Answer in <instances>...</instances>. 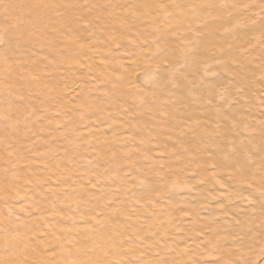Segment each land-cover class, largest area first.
<instances>
[{
  "label": "bare ground",
  "instance_id": "obj_1",
  "mask_svg": "<svg viewBox=\"0 0 264 264\" xmlns=\"http://www.w3.org/2000/svg\"><path fill=\"white\" fill-rule=\"evenodd\" d=\"M2 1L5 0H0V21L20 20L37 12L41 17H48L45 8H49L53 16L58 14L62 21L69 22L70 29L59 26L52 34L56 40L62 39V46L48 54L63 68L58 76L65 75L69 81L65 85L63 79L55 77L50 83L58 89L56 92L49 89L45 93L44 77L39 75L40 81L35 80L37 70L33 69L34 64L22 68L0 58V75L6 73V81L0 82V94L6 96V104L2 105L6 112L0 119V136L8 131L1 124L8 120H24L14 134L10 132L6 140H0V264H137L139 261L141 264L148 252L143 246L151 241L170 256L146 264H264V0L233 1L244 5L242 8L220 7L225 0L206 1L207 7L202 5L206 17L205 13L201 14L195 23L198 28L195 26L197 32L193 33L201 34V44H207L209 52H204L207 63L214 58L217 59L215 63L220 59L213 52V48L219 46L212 41L207 43L214 34L227 43L237 40L242 46L244 43L252 45L251 49L241 48L229 57V43L226 44V60L222 59L221 50V59L225 63L222 69L230 70L227 84L229 80H237L240 87L231 91L229 100L224 95L228 104L222 112L217 109L219 114L222 113L220 117L228 111V117L225 115L227 121L221 128L223 131H216L217 136L213 135L212 140L217 145L211 148H204L202 144L212 134L207 131L206 114L195 112L203 99L219 96L215 90L209 89L210 81L205 84H209L204 87L205 91L201 83L198 84L205 74H200L202 78L199 75L196 85L191 83L195 76L193 68L198 62L193 59L197 58L196 54L192 55L196 46H185L190 51L194 48L191 55L188 51L183 52L186 50L183 48L186 43H182L184 39L181 52L176 50L168 53L169 56L159 55L160 49L158 51L156 45L153 49L157 54L153 49V54L150 51L119 52L132 45L130 38L137 36L135 33L138 32L133 35V30L157 25V20L150 18L151 14L162 22L163 10L170 15L163 8L177 0H159L160 3L157 0H46L44 4L35 0H15L16 6L7 10L3 9ZM100 1L110 2L108 17L111 26L122 33V37L110 41L111 52H94L97 44L94 47L80 44V33L88 24L82 26L78 21L81 12L75 10ZM193 3L189 0L187 6ZM224 4L230 6L228 2ZM245 6L246 9L242 10ZM184 11L177 12L184 14ZM190 11L194 12L193 8ZM180 13L179 18L182 17ZM185 15L188 16L187 11ZM99 18L98 13H90L84 19L95 23ZM163 27L158 28L163 31L168 28ZM175 27L178 31V26ZM214 30L223 34L214 33ZM5 31L18 37L24 34L19 27L5 28ZM192 31L194 29L187 30L189 35L193 34ZM154 32L156 34L157 29ZM196 37L195 40L199 39ZM184 38L185 42L187 35ZM201 46L203 49L204 45ZM23 53H11V56L18 58ZM112 58L116 61L115 73H105L102 66L109 64ZM149 59L160 69L170 66L173 76H177L179 68L184 65L190 68L183 78H187L186 82L183 81L185 87L183 79L179 77L184 88L170 74L160 77L162 83L157 78V87L152 85L155 89L144 87L143 84L153 76V69L148 68L142 73V80L147 79L143 84L138 83V72ZM158 67L155 66V72ZM209 67L208 64L202 65L200 71L205 69L204 73H209ZM224 70L222 74L225 75ZM92 75L100 84L94 91L95 87L91 89L93 92H87L85 86L94 80ZM175 82L183 90L174 92L176 87L179 88ZM161 86L166 90L161 91ZM107 87L110 89L106 94ZM196 87L197 90L202 88L200 93L194 91ZM42 89L45 98L39 96ZM178 95L181 101H176ZM168 96H171L170 103L167 102ZM23 100L27 101L29 109L22 111V117L17 119L15 115ZM36 108L44 113V117L26 119ZM206 108L207 112L212 109L210 106ZM217 111H214L215 116ZM53 116L59 121L52 123ZM139 138L140 145L135 143ZM23 146L56 152L51 154V160L56 162H34L26 157L20 160L13 150ZM7 163H11V170H1ZM170 205L175 208L168 207ZM172 209L176 215L173 219L169 215L171 220L165 218L166 222L164 214H169L166 212ZM222 226L232 227L229 235L223 233ZM16 227L21 228L17 230ZM117 233L122 236L114 244L112 237Z\"/></svg>",
  "mask_w": 264,
  "mask_h": 264
},
{
  "label": "rangeland",
  "instance_id": "obj_2",
  "mask_svg": "<svg viewBox=\"0 0 264 264\" xmlns=\"http://www.w3.org/2000/svg\"><path fill=\"white\" fill-rule=\"evenodd\" d=\"M162 1H164V0H162ZM189 0H177L173 5H170L169 7H167V6H165L163 9H166V10H168L167 12L170 14L169 16L172 18V19H170V17L168 16V14L166 13V11H162V13H163V17H161L162 18V22H160L161 21V19L159 18V22H158V19H157V17H156V15H154V14H151V16H150V18H152V19H154V20H157V22H156V24L158 25V27L159 28H161V29H164V27L163 26H165V28L166 27H168V28H166L164 31L163 30H160L158 27H156L157 25H155V26H152V27H150V28H144V27H140V28H138L137 30H133L132 31V33H133V35H135V34H137V36L135 35V36H133L132 38H130V39H132L133 40V43H132V45L128 48V47H125L124 49H123V51L121 50V51H119V52H151V54H153V52L155 53V54H157V50L159 51V49H160V54L159 55H161V54H163L164 56H169L168 55V53H170V52H177L176 50H178V52H181L180 50L182 49V47H181V45H184L185 43V45H184V47L183 48H185V46H188L189 45V47L190 48H192V47H194V45L196 46V47H194L195 48V50H194V48L192 49V51H190L189 50V48L188 49H186V50H184L183 49V52H187L188 51V54H190L191 55V53L193 52V50L195 51L194 53H192V55L194 56V54H196V57L197 58H194L193 57V59H196L198 62L196 63L197 64V67L196 68H193V72H194V74H193V76H194V78H193V80H191V83L192 84H195L196 85V83H198V78H199V75L200 74H205L206 76H210L209 77V79H208V77H207V80H208V82H207V80L205 79V77L203 78V79H201V81L198 83V84H200L201 83V85L203 86V90H204V87H206L205 86V84H207V83H209V81H210V85L211 86H209V84H208V86H209V89L210 90H215L217 93L216 94H218L217 95V97L218 98H216V97H211V96H205V98L207 99H203L204 101V103L202 102L201 104H199V112L198 111H196L195 113H201L203 116L206 114V116H204L205 117V121H208L209 123H208V126L209 127H207V131L208 132H212V134H210L203 142H202V144H203V147L204 148H211V147H215L216 145H217V142L214 140V142H213V135H215V136H217L215 133H216V131L217 132H221V131H223V129H221L222 128V126L224 125V123L227 121L226 119H227V117H228V111L227 112H224L225 113V115H227V117L225 118V115L223 114V117H220V115H222V113H220L219 114V112L221 111H223V109H224V106H226L227 104H228V101H227V97H228V100H229V94L231 93V91H233V90H237L239 87H240V85H239V81H237V80H235V82H232V80L230 81L229 80V84H230V82H232V87L229 85V84H227L228 83V77H230V70H228L227 69V71H229V72H226V70H224V69H222L223 68V65L225 64V63H223V61L224 60H222V59H225L226 60V58L225 57H227V53H230V55L228 54V56L230 57L231 56V53L232 54H234V53H236L239 49H251V47H252V45L251 44H247V43H244V46H242V45H240L239 44V41H237V40H232V41H229L228 43H229V47L227 46L228 45V43H227V41H224L222 38H216L214 35V37L213 36H211L210 38H208L207 39V43H209L210 41H212V42H215V44L217 45H215L216 47H218L219 46V48L217 49V48H213V52L215 53V55H216V57L217 58H220V59H218L219 60V62H217L216 61V63L217 64H220L219 66V68H218V65H216V63L214 62L215 60H217V59H215L214 58V61H212L211 63H207V61H205V58H206V55L204 54V52H209L208 51V48H207V44H206V42H204L203 44H201V42H202V39H203V37H202V35L201 34H197V33H193V32H195V30H196V32H197V29H196V27H197V25H195V23H196V21H197V19H199V17L201 16V14H203V13H205V7H204V9L202 8V5H204V6H206L207 7V2L206 1H211V0H205V3H204V1H198V2H196L197 0H190L191 1V4L193 3V5L192 6H187V2H188ZM234 0H228V1H223L222 2V4H220V7H227V8H232V7H239V8H242L241 6H244V5H237V4H235L234 2H233ZM237 1H241V0H237ZM3 2V3H2ZM1 2V4H2V7H3V9L4 10H7V9H12L13 7H15L16 6V4H17V2L15 1V0H5V1H2ZM35 2L36 3H38V4H44L45 2H46V0H35ZM108 1H100V2H98V3H95V4H92V5H90V6H88V7H82V8H78V9H76L75 11H78L77 13H79V12H81V15H80V17H79V19H78V21H81L82 22V26L86 23V24H88V26H86V25H84L83 26V28H84V30L82 31V33H80V35H81V37H82V41H81V46H83V45H86V46H95L96 44L98 45H96V47L93 49V51L94 52H111V50H110V47L108 46L109 45V43H110V41H114V40H117V39H119L120 37H122V33H119V32H116V30H114V28L111 26V21H110V19H109V17H108V9H111V6H109V3L110 2H108V4H106ZM157 3H160L161 1H159V0H157L156 1ZM180 3L181 5H182V3H183V5H182V7H178V5H180V4H178V3ZM198 3V4H196V3ZM226 2H228L229 4H230V6L228 7L227 5H225L224 3H226ZM190 4V5H191ZM206 4V5H205ZM224 4V5H223ZM232 4V5H231ZM5 5V6H4ZM176 5V6H175ZM198 5V6H197ZM174 7V8H173ZM187 7L189 8V10L187 9ZM198 7H200V9H198ZM181 8V9H180ZM184 8V9H183ZM193 8V11L194 12H192V11H190V9H192ZM202 8V9H201ZM244 9H242V10H245L246 9V6L245 7H243ZM173 9H174V12H172L173 11ZM45 10L47 11V13L49 12V16L48 17H41V13L40 12H37V13H30V14H28V15H26V16H24L22 19H20L19 20V18L17 19V20H13V21H10V22H7V21H5V22H3V21H0V35L2 34V33H4L3 35H1L0 36V40H2V41H0V58L1 59H3V60H7V61H12V63H14V65L16 64V65H18V67L20 66V67H22V68H27V66H30V65H32V64H34L33 65V69L34 70H37V75L35 76V80H39L40 81V79H39V75H42L43 77H44V79H42V82H43V85H44V87H45V89H46V91L45 90H43L42 89V91L40 92V94H39V96L40 97H42V98H45V96H43L42 94H43V92L45 91V93L47 94V91L49 90V89H51L53 92H56L55 90H58L56 87L55 88H53V85L50 83L52 80H54V78L55 77H59L58 75H59V73H61V72H63V68H62V66H58L55 62H54V59L52 58V56L50 55V54H48V52H56L57 50H59L60 48H61V46H62V39H55L53 36H52V34H53V32H55V29L56 28H59V26H60V28L61 29H65V30H69L70 29V23L69 22H67V21H62L59 17H58V14H55L54 16H53V14H52V12H51V10L52 9H49V8H45ZM172 10V11H171ZM178 10H181V11H183V10H186L187 11V15L189 16H183L184 14H186V11H184V14L182 15L180 12H177ZM201 10V11H200ZM41 11L42 12H44V8H41ZM197 12H199V13H197ZM90 13H98L99 14V16H100V18L99 19H97V21L95 22V23H91V22H88L87 21V19H84V18H86V15L88 16ZM166 13V14H165ZM173 13V14H172ZM179 13L181 14V16L182 17H178V15H179ZM191 13V14H190ZM175 14V16H173ZM190 14V15H189ZM169 17H167V16ZM191 15H192V17L193 18H195V19H193L192 17H191ZM206 13H205V17H206ZM211 16L213 15L212 13L210 14ZM135 16V15H134ZM133 16V17H134ZM165 17H167L166 19H165ZM176 19H175V18ZM178 17V18H177ZM58 20H57V19ZM131 19L130 20H134V18H132V17H130ZM191 18V19H190ZM163 19H165L166 21H165V23H164V20ZM189 19V20H188ZM192 19H193V21H192ZM169 20V21H168ZM176 21H177V23H176ZM191 21H192V23H191ZM20 22H22V23H20ZM169 22L171 23V25L169 24ZM189 22V23H188ZM16 23H18L16 26H15V24ZM162 23V24H161ZM163 23H164V25H163ZM19 24H21V25H19ZM178 24H180V27H179V25ZM19 25V26H18ZM29 25V26H28ZM63 25V26H62ZM103 25V26H102ZM162 25V26H161ZM85 26H86V28H85ZM175 26H178L177 27V29H178V31L176 30V29H174V28H176ZM196 26V27H195ZM17 27H19V29L20 30H22L23 32H24V34H23V36L22 37H18V35H15V36H13L12 34H11V31H5V28H11V29H13V28H17ZM183 27V28H182ZM219 27V26H218ZM155 28V29H154ZM198 28V27H197ZM149 29H153L154 31H156V29H157V32H158V34H157V32H156V34H155V32L154 31H152L151 32V30H149ZM159 29V30H158ZM168 29H174L173 31H170V30H168ZM192 29H194V31H192V33L193 34H191V35H189L188 34V32L189 31H191ZM148 30V31H147ZM187 30H188V32H187ZM136 31H138V32H136ZM144 31H146L145 32V34H144ZM215 31V30H214ZM219 30H216L214 33H219L220 32V34H221V32L222 31H219ZM136 32V33H135ZM149 34H148V33ZM135 33V34H134ZM139 33V34H138ZM147 33V34H146ZM153 33V34H152ZM161 33H163L162 35H161ZM165 33V34H164ZM172 33H173V35H172ZM180 33V34H179ZM92 35V36H90V35ZM150 34H151V36H150ZM187 35V40L184 42V40L186 39V38H184L186 35ZM197 34V35H196ZM222 34H223V32H222ZM113 35V36H112ZM159 35H161V36H159ZM174 35H175V37H176V35H178L176 38H177V40H175L176 38L174 37ZM180 35V36H179ZM182 35V36H181ZM199 35V36H198ZM98 36V37H97ZM114 36H115V38H114ZM174 38V39H172V37ZM193 36H197L196 38H199V39H194L195 37H193ZM90 37V38H89ZM110 37L112 38V39H110ZM128 37H131V36H128ZM179 37V38H178ZM107 38V39H106ZM114 38V39H113ZM139 40H138V39ZM148 38V39H147ZM18 39V40H17ZM108 39H110V40H108ZM149 39H151V40H149ZM178 39L180 40L179 42H177L178 41ZM184 39V40H183ZM89 40V41H88ZM142 40V41H141ZM154 40V41H153ZM182 40H183V42H182ZM191 40H193L192 42H190ZM199 40V41H198ZM50 41L52 42L51 44H50ZM152 41V42H151ZM195 41H197V42H195ZM237 41V42H236ZM89 42H90V44H89ZM153 42H154V44H153ZM160 42H163L164 44H161ZM165 42H167V45H166V43ZM184 43V44H182V43ZM199 42V43H198ZM222 44H221V43ZM224 42V43H223ZM49 43V44H48ZM89 45H88V44ZM135 43V44H134ZM160 44V45H158V44ZM187 43H189V44H187ZM196 43V44H195ZM198 43V44H197ZM95 44V45H94ZM227 44V45H226ZM236 44L238 45V47L236 46ZM17 45V46H16ZM143 45H145V46H143ZM155 45L157 46V50H154L153 48L155 47ZM162 45V46H161ZM191 45V46H190ZM193 45V46H192ZM201 45H204V47H203V49L205 48V46H206V48L203 50L202 48H200V47H202ZM225 46L224 47V49H223V47L221 48V46ZM48 46H50L49 48H48ZM142 46H143V49H142ZM161 48H160V47ZM168 47V48H164V47ZM198 46V47H197ZM226 46L228 47L227 48V53H226V51L224 52V50H226ZM132 47H133V49H132ZM163 47V48H162ZM171 49H170V48ZM179 47V48H178ZM15 48H17V49H19V50H17V49H15ZM36 48V49H35ZM102 50H101V49ZM181 48V49H180ZM197 48V49H196ZM221 48V49H220ZM231 48L233 49L232 50V52H231ZM238 48V49H237ZM28 49V50H27ZM38 49V50H37ZM39 49H41V50H39ZM96 49V50H95ZM136 49V50H135ZM145 49V50H144ZM151 49H153L152 51H151ZM156 49V48H155ZM135 50V51H134ZM162 50V51H161ZM168 50V51H167ZM207 50V51H206ZM220 50V51H219ZM221 50H223L222 52H221ZM234 50H235V52H234ZM237 50V51H236ZM93 51H90V52H93ZM16 52H28V53H23V54H21L18 58H14V57H12L11 56V53H16ZM29 52H33V53H29ZM85 52H88V51H85ZM149 52V53H150ZM159 53V52H158ZM202 55H201V54ZM219 53V54H218ZM221 53H222V57H221ZM225 53V54H224ZM48 54V55H47ZM198 54V55H197ZM30 55V56H29ZM33 56V57H32ZM219 56V57H218ZM13 58H14V60L16 59V61L14 62V60H13ZM31 58V59H30ZM191 58V56L190 57H188L187 59H190ZM222 58V59H221ZM33 59V60H32ZM135 59V61H137L138 60V58H133V60ZM150 60H152V59H149V61ZM148 61V63H143V65H147V66H143L142 65V69L138 72L139 74L137 75V78H136V80H137V82L138 83H140V84H143L142 82H145V80L147 79H143L142 80V73H143V71H146L147 70V68L148 69H153V71H154V69H155V66L156 67H158V65H154L155 64V61L154 62H152V61H150L149 62ZM221 61H222V64H221ZM27 62V63H26ZM115 62L116 61H114L113 60V58L110 60V63L109 64H107V65H103L102 66V69L104 70V72L105 73H108V74H110V73H115L114 72V70H116V67H115ZM202 62V63H201ZM214 62V63H213ZM140 64H142L141 62H139ZM168 64L169 65V63L168 62H165V64ZM200 63V64H199ZM205 63V64H204ZM206 64H208V66H210L208 69H210V70H212L211 71V73H210V70H209V73L211 74H209L207 71H206V73H204L205 72V69H204V72H203V70H202V72L200 71V67L202 66V65H206ZM210 64V65H209ZM211 64L213 65V66H211ZM57 65V66H56ZM55 66V67H54ZM185 66V65H184ZM183 66V67H184ZM217 66V68H215ZM58 67V68H57ZM154 67V68H153ZM166 68L165 69H160L159 67L158 68H156V72L154 73L153 71H151L152 72V75L156 78V79H153L152 77V80L153 81H149L151 78L149 77L148 78V82H150L149 84H147L148 82H145V84H147V85H145V84H143V86L144 87H146L147 86V88H149L150 90H153V89H155V87H157V85L155 84V83H157L159 80H161V81H159L160 83H162L163 81H162V79H160V77L162 76V78L164 77V76H166V75H168V74H172V73H174V72H170V66H165ZM168 67V68H167ZM183 67H180L179 68V74L181 73V71H183ZM187 70H186V69ZM185 70H184V72H182L180 75H183V77H181L179 74L176 76V75H171V78L173 79V80H177V81H179L180 82V87H182V88H184L185 87V85H184V83L186 82V80H187V78L186 79H183V78H185L184 77V75H187L186 73H189V71H191V69L189 68H187L186 66H185ZM203 68V67H202ZM157 69H159L160 71H161V74L159 73V70H157ZM181 69V70H180ZM207 69V70H208ZM218 69L220 70V71H218ZM223 70L225 71V75L224 74H222V73H224L223 72ZM215 71H217L218 73L217 74H220V75H218L217 76V74H216V72ZM201 72V73H200ZM45 73V74H44ZM100 73H102V72H98V74H100ZM154 73V74H153ZM196 73V74H195ZM207 73H208V75H207ZM214 73V76L212 75ZM91 74H93L92 72H91ZM156 74H158L157 76H156ZM164 75V76H163ZM170 75H169V77H170ZM174 78H173V77ZM220 76V77H219ZM6 73L5 72H3L1 75H0V82H2V83H4L5 81H6ZM91 77H93V79L94 80H91V83L88 85V86H85V91H87V92H89V91H91V92H93L97 87H98V85L100 84V81L99 80H97L96 81V78L94 77V75H92ZM175 77H180L181 79H183L182 80V83H183V81H185L184 83H183V85H184V87H183V85L181 84V81H180V78L179 79H176ZM195 77L197 78V80L195 79ZM200 77L202 78L203 76L202 75H200ZM216 77H218V80H220L221 81V83H219L218 82V80H216L217 78ZM159 80H158V79ZM170 78V79H171ZM224 78V79H223ZM59 79H63V81H64V83H65V85H67L68 83H69V81H68V79H66L65 78V75L64 76H60L59 77ZM200 79V78H199ZM212 79V80H211ZM142 80V81H141ZM155 80V81H154ZM156 80H157V82H156ZM165 80V79H164ZM195 80L197 81V82H195ZM93 81V82H92ZM141 81V82H140ZM212 81V82H211ZM219 83V85H218V83ZM223 81H224V83H223ZM227 81V82H226ZM234 81V80H233ZM158 82V83H159ZM172 82H174V81H172ZM178 82V83H179ZM195 82V83H194ZM45 83V84H44ZM152 83H154V84H152ZM176 84H174V85H177V82H175ZM204 83V84H203ZM217 83V84H216ZM238 83V84H237ZM172 84V83H171ZM170 84V85H171ZM187 84V83H186ZM225 84V85H224ZM235 84V85H234ZM152 85H156L155 87L154 86H152ZM195 85H193V87H195ZM223 85V86H222ZM229 85V87H227ZM238 85V86H237ZM90 86V87H89ZM149 86V87H148ZM172 86V85H171ZM178 87H179V84L177 85ZM198 87H199V85H197ZM201 86V87H202ZM207 86V87H208ZM216 86H218L220 89H216L217 87ZM237 86V87H236ZM47 87V88H46ZM95 87V88H94ZM175 88V90H173L174 92H177V91H180V90H183L182 88ZM200 87V88H201ZM210 87H212V89L210 88ZM228 88V90H227V92L225 91V93H228V94H225L224 93V91H222L223 89L222 88H224V89H227ZM234 87H236V88H234ZM94 88V89H93ZM161 88V91H162V89H164L163 91H165L166 89V87L165 86H161L160 87ZM200 88H198V90H197V87H196V89H194V91L195 92H197L198 91V93H200V91H199V89ZM233 88V89H232ZM54 89V90H53ZM91 89H93V91L91 90ZM108 89H110L109 87H107V89H105L104 90V92L107 94L108 92H109V90ZM172 89H174V88H172ZM202 89V88H201ZM208 88H206V90H207ZM208 89V90H209ZM232 89V90H231ZM219 90V91H218ZM205 91V90H204ZM214 91V92H215ZM222 91V92H221ZM172 94H173V92H172ZM169 95H171V94H169ZM175 95H177L176 93H175ZM224 95H226L227 97H224ZM38 96V97H39ZM6 96H2V94H0V119H1V116H2V114L3 113H5L6 112V110H4L3 108H2V105H5L6 104V101L4 100V98H5ZM177 97H179V95L177 96ZM181 97H179L178 99H176V101L177 100H180L181 101V99H180ZM204 98V97H203ZM216 98V99H215ZM171 99V96H168V100H167V102L168 103H170V102H172V100H170ZM217 99H219V100H217ZM226 99V102L224 101ZM216 100H217V102H216ZM208 101H210L209 102V104H207V102ZM218 101H219V104H217L218 103ZM221 102H225V103H222L221 104ZM22 105L20 106V108H19V111H17L16 113H18V114H16L15 115V117L18 119V118H21L22 117V115L20 114L22 111H24V110H26V109H29L28 108V103H27V101L26 100H23L22 101ZM27 103V104H26ZM212 103V104H211ZM204 104H205V106H204ZM181 106L182 107H184L185 105H183V104H181ZM207 106H210L212 109H211V111L210 110H208V112L207 111H205L206 109H208V108H206ZM223 106V108H221ZM180 107V106H179ZM178 107V108H179ZM220 108V110H218L217 111V109H219ZM230 110V109H229ZM214 111H217L218 112V116L219 117H217V115L215 116V114H214ZM33 112H34V115H33ZM165 111H161V113H164ZM206 112V113H205ZM209 113V114H208ZM163 115V114H162ZM193 115H195V114H193ZM197 115V114H196ZM31 116V118L30 119H38V118H41V117H44V113H42V111L39 109L38 110V108H36V109H34L32 112H31V115H29V116H27L26 117V119H28L29 117ZM200 116V115H199ZM216 117H217V119H216ZM110 118H113V116H110ZM24 121V120H23ZM22 120H20V121H16V122H10L9 120L7 121V122H5L4 124H1V125H4L3 127H6L7 129L6 130H8L7 132H3V134H2V136H0V140H2V141H4V140H6L7 139V135L10 133V132H12L13 134H14V132L17 130L16 129V127H18L19 126V124H22V122H23ZM52 123H56V122H58L59 121V118L58 117H56V116H53V118H52ZM10 122V123H9ZM13 124H14V128H13ZM218 125H221V126H218ZM218 126V127H217ZM217 128V129H216ZM219 130V131H218ZM113 131H115V130H113ZM30 132V131H29ZM115 132H118V131H115ZM7 133V134H6ZM214 133V134H213ZM6 134V135H5ZM4 135H5V137H4ZM137 141V142H136ZM140 141H141V138H139V139H137V140H135V143L136 144H138V145H140ZM206 144V145H205ZM210 146V147H209ZM137 147V146H136ZM35 149V150H34ZM26 150V151H25ZM29 150V151H28ZM45 150V151H44ZM218 150H220V149H217V151ZM14 152H16V154H18L19 155V157L21 158L20 160H23L25 157V159L26 160H28V161H34V162H37V161H45V162H56V161H54V160H51V154L52 153H55L56 154V152H52L51 150H48V149H41V148H37V147H29V146H23V147H20V148H16L15 150H13ZM43 153L44 155L45 154H47V157H48V155L50 154V158H47L46 157V155L44 156L43 154H39V153ZM48 152H49V154H48ZM43 155V156H42ZM22 156V157H21ZM40 156V157H39ZM24 157V158H23ZM44 157V158H43ZM23 158V159H22ZM43 158V159H42ZM56 164H58V162L56 163ZM60 165V164H59ZM3 168L1 169V170H3V171H5V170H7V171H10L11 170V163L10 164H8L7 163V166L6 165H3L2 166ZM254 186V185H253ZM166 200H167V198L165 199V200H163L162 201V203L164 204L165 202H166ZM56 205V204H55ZM168 207H171V208H175V206L174 205H170V206H168ZM166 213H169V214H164V220H166L167 218H168V221H169V219H170V217H171V219H173L175 216L174 215H176V213L173 211V209L171 210V211H167ZM161 215H163V213L161 214ZM169 215H170V217H169ZM163 216H161L160 217V220L162 221L163 220V218H162ZM173 217V218H172ZM166 218V219H165ZM146 219V218H145ZM170 219V220H171ZM167 220H166V222H168ZM228 225V224H227ZM223 228H221L224 232L223 233H225L226 232V234L228 233V231L229 230H231L232 229V227L230 226V227H228V228H226V227H224V226H222ZM13 228V227H12ZM17 228V230H19L21 227H16ZM227 229V230H226ZM139 230V229H138ZM1 232V231H0ZM0 235H2L1 233H0ZM227 235H229V234H227ZM227 235H225V236H227ZM118 236V237H117ZM122 235H121V233H117L116 234V236L115 237H112L113 239V243L114 244H117V242H119V237H121ZM117 237V238H116ZM114 238H115V240H117V241H115L114 240ZM148 252L146 253V256H145V259L143 260V261H141L142 263L141 264H143V263H148L149 261H154V260H157V259H159V257H169L170 256V253L168 254V252L167 251H165V250H162V248L159 246V245H157L156 243H155V241H151V242H147L146 244H144V246H143ZM150 247V248H149ZM152 247V248H151ZM153 251V252H152ZM157 252V253H156ZM153 256H152V255ZM157 256H156V255ZM131 257V254L130 255H128V257L125 259V261H127V259L128 258H130ZM157 258V259H156ZM154 259V260H153ZM139 263H140V261H139ZM138 262H137V264H139Z\"/></svg>",
  "mask_w": 264,
  "mask_h": 264
}]
</instances>
